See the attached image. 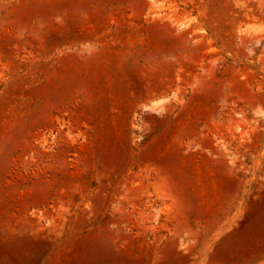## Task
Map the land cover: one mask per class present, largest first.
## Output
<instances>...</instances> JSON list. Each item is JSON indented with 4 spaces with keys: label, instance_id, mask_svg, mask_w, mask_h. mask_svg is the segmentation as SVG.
<instances>
[{
    "label": "rangeland",
    "instance_id": "1",
    "mask_svg": "<svg viewBox=\"0 0 264 264\" xmlns=\"http://www.w3.org/2000/svg\"><path fill=\"white\" fill-rule=\"evenodd\" d=\"M0 264H264V0H0Z\"/></svg>",
    "mask_w": 264,
    "mask_h": 264
}]
</instances>
